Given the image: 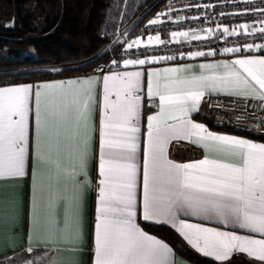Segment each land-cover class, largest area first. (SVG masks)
I'll list each match as a JSON object with an SVG mask.
<instances>
[{"label":"snow or ice","instance_id":"6c2138e0","mask_svg":"<svg viewBox=\"0 0 264 264\" xmlns=\"http://www.w3.org/2000/svg\"><path fill=\"white\" fill-rule=\"evenodd\" d=\"M264 12V8L254 9ZM160 15H164L161 13ZM171 19V17H169ZM183 19V18H181ZM161 23L160 17L149 21ZM264 25V19L260 21ZM239 28L251 35L259 32L264 40V27L241 24ZM193 31H172L171 40L207 39ZM227 36L237 35V29H223ZM164 44L160 35L149 36L147 44ZM142 44L136 39L128 49ZM246 50H264V43L246 44ZM226 47L224 53L239 52ZM208 52L207 55H214ZM203 51L189 53L191 58L205 56ZM175 56H145L125 59L123 65L143 66ZM116 63V61H113ZM197 75L191 65L113 72L102 79V103L97 152V208L94 241V264H172V249L144 232L137 223L138 186L142 190L139 204L145 221L170 223L194 249L206 257L223 262L234 252L245 253L250 260L264 264V238L240 235L190 223L184 216L214 220L221 225L246 229L264 237V143L209 131L192 118L209 92H222L258 99L264 102V56H249L228 62L200 64ZM223 68V73L216 72ZM208 71L211 74L205 75ZM146 76V95L158 100V112L146 117L147 132L141 159L142 84ZM254 82V83H253ZM97 81H68V87L79 86L84 91ZM59 84H21L0 87V178L22 177L28 159L30 114L35 147L40 148L44 136L58 135L65 113L49 109L50 90L63 89ZM43 90V91H42ZM43 105V108H42ZM96 109L84 101L78 122L85 127ZM187 140L204 150V157L178 163L168 156L172 140ZM79 152V167L72 177L77 187L91 184L88 171V138ZM78 224L76 206L70 200L65 206L63 226L67 232ZM31 251V249H29ZM26 264H34L28 261Z\"/></svg>","mask_w":264,"mask_h":264},{"label":"crops","instance_id":"0c3cea01","mask_svg":"<svg viewBox=\"0 0 264 264\" xmlns=\"http://www.w3.org/2000/svg\"><path fill=\"white\" fill-rule=\"evenodd\" d=\"M241 30L239 27H234ZM233 28H229L231 31ZM201 36L205 31L196 32ZM171 33H164L160 37L164 41L171 40ZM145 39L144 42H147ZM180 38L179 40H182ZM249 56H264V50L241 49L239 52L232 53L230 58H214L199 56L191 58L184 57L179 60L159 61L155 64H146L143 66H128L119 72L136 71L146 69H164L166 67H179L184 65L193 66L197 75L200 74L199 65L208 63L228 62L235 59H243ZM144 59V58H143ZM123 65V61L119 62ZM216 72L223 73V68H218ZM117 72V71H113ZM109 72L105 75H111ZM205 75L211 74L208 71ZM96 74H83L62 78L41 80L37 82H17L1 84L3 86H16L21 84H59L65 83V88L50 90L48 93L49 109L59 108L65 113V119L62 121L58 135L44 136L40 148L37 150L33 136L34 116L30 114V139L28 159L25 166V175L22 177L0 178V261L4 264H26L33 261L34 264H94V241L95 224L97 208V152H98V134L93 133L92 127L99 125V107L102 103V79L105 76ZM93 78L97 83L87 92L79 86L68 87V81H84ZM254 83V82H253ZM146 76L142 84L143 108L141 115V159L143 155L144 141L147 132L148 115L159 111L158 100L153 102L152 98L146 95ZM43 91V90H42ZM213 95H225L222 92H209L206 90L205 96L200 103V110L192 113V118L197 123L204 124L209 131L221 135L236 136L256 143H264V139L256 135L241 134L213 129L204 118H215L214 113L206 106V99ZM244 97V96H243ZM89 100L90 109H96L88 120V126L80 120L78 116L83 109L84 101ZM43 108V105H42ZM88 138V171L91 178V184L79 188L75 185L72 172L74 168L79 167V152L76 146L83 147V141ZM168 156L178 163H185L199 160L204 157V150L187 140H172L168 145ZM138 212L137 223L139 227L147 234L166 243L171 249L172 264H196L179 254L163 238L146 230L142 222L167 225L175 230L186 244L196 253L204 256L194 249L172 227L170 223L155 221H145L142 218V210L139 200L142 199V190L138 186ZM76 206L78 213V224L73 230L67 232L58 231V226H63L65 206L69 201ZM181 219H186L190 223H199L206 227H214L224 231H235L240 235H253L255 238H264L260 234L250 233L246 229L232 228L224 226L214 220H205L201 217L184 216L180 214ZM31 249V251H29ZM206 257V256H204ZM213 259L211 257H207ZM242 258H250L241 252H234L228 259L220 263L241 264ZM214 260V259H213ZM258 264L255 260H250ZM219 262V261H217Z\"/></svg>","mask_w":264,"mask_h":264},{"label":"trees","instance_id":"16d2710c","mask_svg":"<svg viewBox=\"0 0 264 264\" xmlns=\"http://www.w3.org/2000/svg\"><path fill=\"white\" fill-rule=\"evenodd\" d=\"M109 3L110 0H12L14 23L9 25L4 0H0V85L83 75L98 63L109 61L117 48L110 29L102 35L109 27ZM30 50L33 55L21 57V52ZM204 120L215 130L250 135L216 125L213 119ZM142 225L196 264H226L199 255L167 225L144 221ZM239 262L256 264L246 258Z\"/></svg>","mask_w":264,"mask_h":264},{"label":"built area","instance_id":"2783aa9c","mask_svg":"<svg viewBox=\"0 0 264 264\" xmlns=\"http://www.w3.org/2000/svg\"><path fill=\"white\" fill-rule=\"evenodd\" d=\"M261 8H264V0H110L106 23L113 29L109 34L117 48L109 61L98 63L88 73L103 76L124 69L120 61L145 56L171 55L175 56L173 60H179L189 53L203 51L205 57L230 58L232 53H224V48L246 49V44H261L264 40L259 32L249 35L241 29L237 30V35L227 36L223 29L241 24L254 25L257 29L264 27L260 23L264 12L254 11ZM157 16L161 23L150 25L149 21ZM209 28L213 29V35L207 39L168 40L164 44L151 45L144 42L149 36L172 31H205L203 36H207ZM136 39L142 44L128 49L127 44ZM208 52L215 54L207 55ZM206 106L214 113L216 125L264 137V102L243 96L213 95L206 99Z\"/></svg>","mask_w":264,"mask_h":264},{"label":"rangeland","instance_id":"374dc122","mask_svg":"<svg viewBox=\"0 0 264 264\" xmlns=\"http://www.w3.org/2000/svg\"><path fill=\"white\" fill-rule=\"evenodd\" d=\"M4 5H5V12H6V20H7L8 24L11 25V24L14 23V19H13V15H12V10H11L12 9V6H11L12 5V0H4ZM108 29H110L109 31H112L113 30L111 28V26L109 25V27L104 30V32L102 33V35H106L107 32H108ZM27 54L28 55H33L34 52H33V50H30V51H27V52H21V57L24 56V55H27ZM0 264H4V262H1L0 261Z\"/></svg>","mask_w":264,"mask_h":264}]
</instances>
